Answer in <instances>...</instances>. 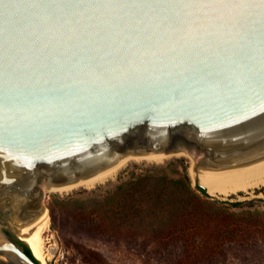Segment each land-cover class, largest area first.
Listing matches in <instances>:
<instances>
[{"label": "water", "instance_id": "1", "mask_svg": "<svg viewBox=\"0 0 264 264\" xmlns=\"http://www.w3.org/2000/svg\"><path fill=\"white\" fill-rule=\"evenodd\" d=\"M183 142L264 187L261 0H0V214L16 228L39 220L43 173L69 184ZM21 242L0 220V264H41Z\"/></svg>", "mask_w": 264, "mask_h": 264}, {"label": "rangeland", "instance_id": "2", "mask_svg": "<svg viewBox=\"0 0 264 264\" xmlns=\"http://www.w3.org/2000/svg\"><path fill=\"white\" fill-rule=\"evenodd\" d=\"M191 166L185 155L132 161L114 179L70 193L48 191L43 173L48 264H264V187L207 197ZM0 220L23 241L22 228Z\"/></svg>", "mask_w": 264, "mask_h": 264}, {"label": "bare ground", "instance_id": "3", "mask_svg": "<svg viewBox=\"0 0 264 264\" xmlns=\"http://www.w3.org/2000/svg\"><path fill=\"white\" fill-rule=\"evenodd\" d=\"M175 155H185L192 160L191 171L194 178L200 183V185L207 188L208 193L211 196L226 198L233 194L249 192L254 189L213 155L207 156L198 153L194 148L192 150L180 148L169 153H127L119 158L113 165L91 177L79 179L64 185H52L46 180V189L52 192L70 193L79 188H94L114 179L118 173L132 161L160 162ZM46 211L47 210L44 208L43 211L40 212L38 222L30 229H19L21 230L20 236L23 237L22 240L32 248L35 256L41 264H48L49 259L45 252V234L50 227V218ZM54 253L55 250L53 249L50 252V259Z\"/></svg>", "mask_w": 264, "mask_h": 264}, {"label": "trees", "instance_id": "4", "mask_svg": "<svg viewBox=\"0 0 264 264\" xmlns=\"http://www.w3.org/2000/svg\"><path fill=\"white\" fill-rule=\"evenodd\" d=\"M188 182H189V185L191 186V180H190V178L188 177ZM127 185L129 186V188H131L132 186H135V187H137V183H135V182H129V183H127ZM118 189L120 190V189H125V190H127V188H125V186H123L122 184L121 185H119L118 186ZM198 189L201 191V192H203L207 197L209 196L208 195V193H207V189H206V187H203V186H201L200 184L198 185ZM235 205H239L240 203H234ZM25 251L35 260V261H37V262H39L38 260H37V257L35 256V254H34V252L32 251V249L29 247V246H27L26 248H25ZM36 257V258H35Z\"/></svg>", "mask_w": 264, "mask_h": 264}, {"label": "snow or ice", "instance_id": "5", "mask_svg": "<svg viewBox=\"0 0 264 264\" xmlns=\"http://www.w3.org/2000/svg\"><path fill=\"white\" fill-rule=\"evenodd\" d=\"M101 6H104V5H101ZM115 7H126V5H113ZM231 6V5H230ZM235 6H246V7H252L254 5H235ZM261 7H262V10H264V0H261Z\"/></svg>", "mask_w": 264, "mask_h": 264}, {"label": "flooded vegetation", "instance_id": "6", "mask_svg": "<svg viewBox=\"0 0 264 264\" xmlns=\"http://www.w3.org/2000/svg\"><path fill=\"white\" fill-rule=\"evenodd\" d=\"M20 242H21V241H20ZM21 244H23L24 248H26V247H27V245H26V244H24V242H21Z\"/></svg>", "mask_w": 264, "mask_h": 264}]
</instances>
